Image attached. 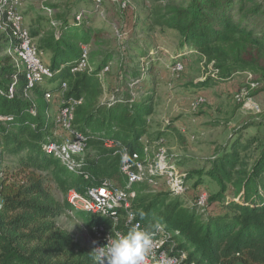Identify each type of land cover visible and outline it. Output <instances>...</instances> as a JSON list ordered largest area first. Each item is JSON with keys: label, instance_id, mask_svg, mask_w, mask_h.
<instances>
[{"label": "trees", "instance_id": "1", "mask_svg": "<svg viewBox=\"0 0 264 264\" xmlns=\"http://www.w3.org/2000/svg\"><path fill=\"white\" fill-rule=\"evenodd\" d=\"M72 10L69 8L55 21L53 29L45 31L36 21L30 31L38 39L40 50L51 54L50 67L56 71L49 81L53 90L65 82L67 97L83 98L76 107L74 124L89 136L83 156L88 176L75 173L46 151L45 146L54 139V123L46 113L50 104L45 88L37 85L30 98L25 97L26 70H17L12 55L0 54V114L12 117L0 122V148L13 157L0 178V264H97L92 249L78 248L73 234L57 223L67 211L87 214L75 208L67 194L75 189L86 196L89 187L106 179L128 184L121 169L122 155L127 152L133 162L134 154H138L142 160L141 138L151 137L148 117L154 113L153 96L142 100L134 97L131 89L117 87L119 97L101 101L104 89L100 74L110 65L113 54L93 47L101 45L105 28L90 26L94 17L88 12L77 20ZM141 15L151 26L178 33L172 67L182 55L196 53L208 63L214 62L220 80L250 72L259 83L252 94L264 90V0H155L150 12ZM11 41L8 25L0 35V52L8 51ZM81 44L89 47L94 70L73 73L71 69L82 54ZM141 55L145 62L132 82L137 88L146 87L139 76L141 71L154 74L157 61L151 51ZM13 82L15 93L10 96L8 89ZM33 103L36 114L30 111ZM262 125L264 118L252 126ZM251 147L256 154L249 163L243 152ZM191 176H208L218 186L203 211L185 206L179 196L172 198L169 193L143 196V188L148 185L143 182L135 186L138 193L131 207L136 221L148 229L156 222L166 224L175 231L176 242L178 237L184 239L174 250L187 251L191 259L264 264V133L251 135L244 142L241 138L234 140L211 160L210 166L185 174V181ZM56 190L64 200L57 198ZM215 203L220 206L210 209ZM98 219L101 217L93 216L89 226Z\"/></svg>", "mask_w": 264, "mask_h": 264}, {"label": "rangeland", "instance_id": "2", "mask_svg": "<svg viewBox=\"0 0 264 264\" xmlns=\"http://www.w3.org/2000/svg\"><path fill=\"white\" fill-rule=\"evenodd\" d=\"M131 1L137 11V22L131 29L127 21L128 10L121 7L119 0H104L101 7H97L93 0H24L20 11L28 27L33 28L32 24L37 21L45 31L53 29V22L60 20L69 8H73V17L78 12L88 11L92 14L94 19L90 26L105 28L101 45H94L93 48L113 54L110 68L102 75L104 94L101 101L111 102L115 96L119 97L121 93L117 94V87L131 89L133 96L142 100L153 96L154 113L148 117L152 127L149 139H161V142L153 144L156 147H152L151 156L157 152L158 147L164 148L168 159L174 162L182 174L189 176L210 166L211 160L234 140L241 138L244 142L251 135L264 133V125L260 128L252 126L264 118V90L260 94L263 100L261 112L255 113L244 108L243 103H238L234 96L247 85V74L239 73L229 80H220L207 60L196 53L182 55L185 70L179 76L175 75L170 62L178 49V33L173 29L151 26L145 20V15L140 17V12H150L155 0ZM114 24H117L119 32ZM3 29L0 27V35ZM35 42L39 45L38 39L35 38ZM144 51H151L157 61L154 74L141 71L139 76L146 82V87L140 89L134 87L132 82L138 76V69L142 68L143 60L139 57ZM4 53L8 51L0 52ZM50 58L46 53L42 54V59L48 65L51 63ZM14 59L18 62L17 57ZM257 78L261 79V75ZM43 86L52 88L49 82ZM200 94L207 98L206 103L196 104ZM50 102L55 105L53 100ZM193 134L196 138L192 140L190 136ZM255 154L254 147L243 152L249 163L254 160ZM5 155L6 166L13 163V157L8 151ZM185 187V192L179 197L189 208H197L196 200L201 190H206L209 195L218 190L217 184L208 176H191L185 181ZM55 193L59 200L65 199L58 190ZM159 193H169L172 198L176 197L162 180L155 184L148 182L142 191L143 196H155ZM216 206H220L219 203L210 205V209ZM86 215L67 211L57 218V223L73 234L78 248L91 249V229L88 222H91L92 217ZM170 232L175 235L174 230L170 229ZM178 238L179 243L184 242L183 237Z\"/></svg>", "mask_w": 264, "mask_h": 264}, {"label": "built area", "instance_id": "3", "mask_svg": "<svg viewBox=\"0 0 264 264\" xmlns=\"http://www.w3.org/2000/svg\"><path fill=\"white\" fill-rule=\"evenodd\" d=\"M45 2L46 0H41ZM104 0H95L97 7L103 5ZM23 0H0V27L11 28L12 45L8 53L17 57V70H26L27 84L24 89V96L30 98L33 88L37 85H46L54 78L56 71L52 70L50 65L42 59L43 52L35 42L30 28L25 24L24 15L20 11ZM121 7L128 10V14H133L132 22L136 23L137 15L133 2L131 0H119ZM48 11H52L47 8ZM101 11L102 8H100ZM85 12L77 13V20H81ZM5 18V19H4ZM56 22L54 21L53 24ZM116 31L119 32L117 24H114ZM82 54L78 62L74 64L71 71L73 73L91 72L94 66L89 60V47L81 44ZM206 60V58L204 57ZM145 60L143 59V65ZM214 62L209 63L213 67ZM110 67L107 66L102 75ZM175 75L179 76L185 70V64L182 60L177 61L172 67ZM218 73V69H214ZM249 81L243 86L234 98L238 103H243V107L255 113L262 111L261 104L256 100L252 92L258 88L259 83L253 80V74L246 72ZM16 80V78H15ZM68 88L67 83H62L59 89L45 88V98L49 102V108L46 113L51 117L54 123V139L51 140L45 149L48 153L60 159L69 169L77 174L86 173L83 163V156L88 148L89 136L79 130L75 124L76 107L82 103L83 98L67 97L65 92ZM9 95L15 93V82L9 86ZM0 92H3L0 89ZM54 101L52 105L50 101ZM207 98L200 94L196 99V104L206 103ZM52 106V107H51ZM31 113H37L36 103L30 108ZM11 116L0 114V122L11 120ZM195 139L196 135H191ZM143 144L144 157L140 160L138 154H134L133 162L128 153L122 155V172L128 178V184L122 186L111 180H104L101 184L88 188L87 195H81L75 189H70L67 194L68 201L78 210L85 211L88 215L101 217L93 220L91 224V249L95 255L97 264H102L100 257H105L108 247L107 240L117 234H126L133 226H138L149 232L151 236V247L148 250L144 264H221L209 263L206 261L191 259L187 251L174 250L178 242L173 238L174 234L166 224L156 222L151 229L143 226L141 222L136 221L135 213L131 211L133 201L137 197L136 185L149 182L152 184L162 180L170 190L172 195L181 196L185 192V179L181 171L176 167L172 160H169L165 154V149L157 148V152L151 156L153 144H158L160 140L151 141L149 137L141 138ZM5 152L0 148V178L5 175L6 159ZM5 159V160H4ZM209 193L201 190L197 196V208L201 212L208 206ZM176 234V233H175ZM106 264V260L103 261Z\"/></svg>", "mask_w": 264, "mask_h": 264}, {"label": "clouds", "instance_id": "4", "mask_svg": "<svg viewBox=\"0 0 264 264\" xmlns=\"http://www.w3.org/2000/svg\"><path fill=\"white\" fill-rule=\"evenodd\" d=\"M143 217L144 213L141 212ZM148 231L138 226L131 227L126 234H117L107 240L105 257H100L102 264H144L145 256L151 247Z\"/></svg>", "mask_w": 264, "mask_h": 264}, {"label": "crops", "instance_id": "5", "mask_svg": "<svg viewBox=\"0 0 264 264\" xmlns=\"http://www.w3.org/2000/svg\"><path fill=\"white\" fill-rule=\"evenodd\" d=\"M135 13H136V15H137V11L135 10ZM132 17H133V14H128V16H127V21H128V26H129V28L131 29V27H133V26H135V24L132 22ZM30 28V27H29ZM43 52V54L44 53H46V55H49L50 57H51V54L49 53V52H44V51H42ZM201 56V55H200ZM202 57V56H201ZM202 58H204V57H202ZM51 59V58H50ZM50 62H51V60H50ZM51 64V63H50ZM263 92H261V93H258L257 95H255V98H256V100L261 104V106H262V102L261 101H263L262 100V96L260 95V94H262ZM52 107V106H51Z\"/></svg>", "mask_w": 264, "mask_h": 264}]
</instances>
